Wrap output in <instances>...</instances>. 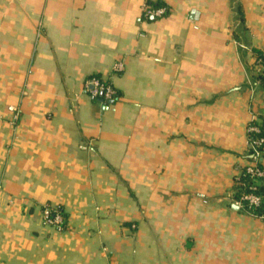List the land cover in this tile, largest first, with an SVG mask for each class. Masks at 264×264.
<instances>
[{"label": "crops", "instance_id": "crops-1", "mask_svg": "<svg viewBox=\"0 0 264 264\" xmlns=\"http://www.w3.org/2000/svg\"><path fill=\"white\" fill-rule=\"evenodd\" d=\"M157 1L0 0V264H264V218L234 198L264 0Z\"/></svg>", "mask_w": 264, "mask_h": 264}, {"label": "built area", "instance_id": "built-area-1", "mask_svg": "<svg viewBox=\"0 0 264 264\" xmlns=\"http://www.w3.org/2000/svg\"><path fill=\"white\" fill-rule=\"evenodd\" d=\"M157 0H147L144 5V16L147 18L161 19L167 16L168 8L165 5L155 7L152 2ZM262 67L261 62L258 63ZM114 71L122 73L124 64L117 63ZM264 87V82H261ZM84 91L91 97L100 100L102 103L115 102L119 98L118 89L111 81L102 77H92L88 79L84 86ZM10 111L17 112L15 107H10ZM249 151L251 159L249 163L239 169V174L236 178V188L234 190V198L236 203L243 209L253 214L264 205V194L260 191L261 182L264 181V120L254 117L247 129ZM241 190L240 197L236 199L237 192ZM255 215V214H254ZM256 216V215H255ZM264 218V216H262ZM42 221L44 225L53 228L59 233L66 229V217L63 209L56 205H45L42 210Z\"/></svg>", "mask_w": 264, "mask_h": 264}, {"label": "trees", "instance_id": "trees-1", "mask_svg": "<svg viewBox=\"0 0 264 264\" xmlns=\"http://www.w3.org/2000/svg\"><path fill=\"white\" fill-rule=\"evenodd\" d=\"M153 5L155 7H158V6H161V5H164L162 4L161 2L159 1H156V2H152ZM238 13H239V16H240V19H241V22L244 24L245 20H244V13H243V8L242 6L239 4L238 7ZM254 56H255V64H253V70H255V72L258 73V79L261 81V82H264V52L263 51H260V50H257L255 49L254 51ZM259 62H261V66L258 64ZM251 157V154H249V159ZM260 191L264 194V188L261 187ZM242 193L241 190H239L236 194V199L240 197V194ZM253 214H255L257 217H262L264 216V205L258 209L257 211L253 212Z\"/></svg>", "mask_w": 264, "mask_h": 264}, {"label": "water", "instance_id": "water-1", "mask_svg": "<svg viewBox=\"0 0 264 264\" xmlns=\"http://www.w3.org/2000/svg\"><path fill=\"white\" fill-rule=\"evenodd\" d=\"M110 103H113V102H110Z\"/></svg>", "mask_w": 264, "mask_h": 264}]
</instances>
